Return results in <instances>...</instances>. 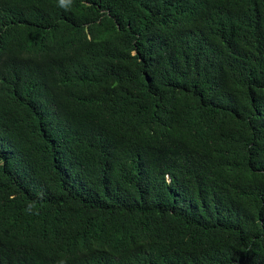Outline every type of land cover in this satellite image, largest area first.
<instances>
[{"label": "trees", "instance_id": "1", "mask_svg": "<svg viewBox=\"0 0 264 264\" xmlns=\"http://www.w3.org/2000/svg\"><path fill=\"white\" fill-rule=\"evenodd\" d=\"M0 264H264V0H0Z\"/></svg>", "mask_w": 264, "mask_h": 264}]
</instances>
